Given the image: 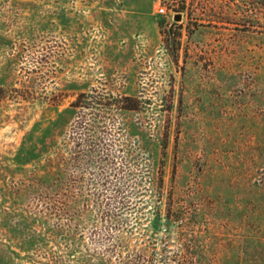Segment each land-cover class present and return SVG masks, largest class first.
I'll list each match as a JSON object with an SVG mask.
<instances>
[{
    "label": "rangeland",
    "instance_id": "rangeland-1",
    "mask_svg": "<svg viewBox=\"0 0 264 264\" xmlns=\"http://www.w3.org/2000/svg\"><path fill=\"white\" fill-rule=\"evenodd\" d=\"M122 204L125 264H264V0H0V264Z\"/></svg>",
    "mask_w": 264,
    "mask_h": 264
},
{
    "label": "trees",
    "instance_id": "trees-1",
    "mask_svg": "<svg viewBox=\"0 0 264 264\" xmlns=\"http://www.w3.org/2000/svg\"><path fill=\"white\" fill-rule=\"evenodd\" d=\"M87 98H91V97H89L87 94H80L77 100L72 104V106L79 107L82 104V100H86ZM125 99L128 101H132V100H129L128 98H125ZM124 109L131 110V109H136V108H132L131 106H128V107H124ZM125 208L126 207L122 204L121 207H117L111 210L112 212L109 211L105 214V218H107L106 220L109 221V224L107 226L108 232L101 239L103 243H107L109 245L107 249L105 250V252L114 256L115 258H118L119 259L118 264H125V263L120 260L121 253L118 251V248L120 245H118V240H115L116 238L115 234H117L122 228V226L123 225L125 226V224L117 221L116 218L118 217L117 213H119L122 210H126ZM114 240L116 243L112 244Z\"/></svg>",
    "mask_w": 264,
    "mask_h": 264
},
{
    "label": "water",
    "instance_id": "water-1",
    "mask_svg": "<svg viewBox=\"0 0 264 264\" xmlns=\"http://www.w3.org/2000/svg\"><path fill=\"white\" fill-rule=\"evenodd\" d=\"M176 20H179V17L178 16L176 17Z\"/></svg>",
    "mask_w": 264,
    "mask_h": 264
}]
</instances>
